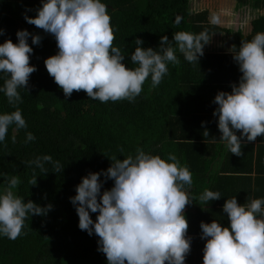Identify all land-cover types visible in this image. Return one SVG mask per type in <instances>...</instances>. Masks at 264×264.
I'll return each mask as SVG.
<instances>
[{"label":"clouds","instance_id":"clouds-1","mask_svg":"<svg viewBox=\"0 0 264 264\" xmlns=\"http://www.w3.org/2000/svg\"><path fill=\"white\" fill-rule=\"evenodd\" d=\"M24 19L55 38L58 52L44 64L64 96L83 91L101 103L134 102L149 79L152 88L158 87L169 75V64L179 65L177 50L187 62L198 64L213 36L209 37L207 31H181L170 41L164 35L155 50L141 47L144 42L135 39V50L126 56L113 45L111 17L102 0H41L35 18L24 15ZM210 22L216 25L221 20L214 14ZM174 23L179 24L180 18ZM30 37L32 45H40L42 37L27 30L17 31V43L6 39L0 44V76L4 78L0 93L15 108L0 113V143L5 142L10 127L27 129L17 105L23 102L20 90L25 91L30 75L37 71L30 66ZM231 54L241 76L238 83L230 85V93L216 94L213 116L221 133L219 143L240 157L243 141L264 137V32L256 33L238 50L233 46ZM126 57L135 68L125 65ZM203 133L209 137L207 130ZM35 139L26 132V143ZM211 140L217 143L214 137ZM110 161L107 170L82 177L75 187L76 195L69 198L78 216V228L99 238L98 251L106 256L107 264H185L191 250L185 216L186 206L193 204L186 191L193 183L190 170L173 154L165 160L139 148L134 156L122 160L114 156ZM31 163L42 171L45 164H51L56 173L64 168L50 155ZM108 180L113 186L102 191ZM20 183L13 177L0 190V237L10 240L25 234V222L30 217L46 216L52 210L50 204L41 207L18 196L15 190ZM30 184L36 186L37 177ZM220 199L221 193L211 190L199 197L203 204ZM222 211L227 226L215 220L200 224V239L206 241L203 264H264V198L241 205L233 197L225 200ZM90 214H97L95 221Z\"/></svg>","mask_w":264,"mask_h":264},{"label":"trees","instance_id":"trees-1","mask_svg":"<svg viewBox=\"0 0 264 264\" xmlns=\"http://www.w3.org/2000/svg\"><path fill=\"white\" fill-rule=\"evenodd\" d=\"M235 1L237 7L264 9V0ZM102 2L111 17L113 45L126 56L135 50V39L144 42L141 47L155 50L161 36L166 35L171 41L181 31L193 34L207 31L209 37L232 33L230 28L223 27L230 19L222 17L221 23L214 25L207 11L191 12L190 0ZM40 4L41 0H0V29L4 31L0 44L6 39L17 43L19 30L42 37L39 46L31 44V37L28 40L33 48L30 66H35L37 71L30 75L25 91L20 90L23 102L17 105L27 129L16 131L14 126L10 127L5 142L0 143V188L18 177L21 181L15 190L18 196L41 207L50 204L52 210L46 216L30 217L25 222V234L16 240L0 237V264H107L106 256L98 251L99 238L78 228V216L69 198L76 195L75 187L82 177L107 170L114 156L122 160L134 156L138 148L165 160L173 154L192 173L193 183L186 187L193 204L185 208L191 237L185 264H203L206 241L200 239L201 222L215 220L224 226L228 224L222 211V197L209 204L201 203L199 197L205 190L220 191L225 187V176L220 174L227 171L224 163L227 151L220 148L217 152L211 140L212 137L218 140L221 135L213 116L217 107L213 100L220 91L230 93L231 87L226 86L239 81L233 78L235 74L241 75L233 57L204 53L198 64H194L187 62L177 50L179 65L169 64V75L156 88L151 87L150 79L146 81L134 102L101 103L83 91H74L66 98L44 64L45 59L58 52L55 38L24 19V15L35 18ZM225 4L226 7L228 3ZM177 17L179 24L174 23ZM259 32H264V16L252 22V33L244 42ZM124 63L129 68L136 67L128 57ZM3 84L4 78L0 76V86ZM14 110L0 93V113ZM205 130L209 137L204 135ZM26 132L36 137L34 142H25ZM44 155L59 161L63 170L56 173L51 164H45L48 172L45 173L31 163ZM222 155L223 163L219 166L215 164L216 157ZM35 177L37 184L31 186L30 181ZM112 186L113 182L108 180L102 191ZM240 198L243 196L237 199L241 205L251 202V197ZM90 215L95 221L97 214Z\"/></svg>","mask_w":264,"mask_h":264},{"label":"crops","instance_id":"crops-1","mask_svg":"<svg viewBox=\"0 0 264 264\" xmlns=\"http://www.w3.org/2000/svg\"><path fill=\"white\" fill-rule=\"evenodd\" d=\"M210 10L211 8H209V11ZM257 11L262 12L263 9ZM211 17L212 16H210V18ZM251 33L252 24L249 33L243 37L242 35L239 37L236 32H234L233 36H226L225 34H213V36L211 35L212 37L210 36V42L205 45L203 51L205 54H227L228 56H232L231 48L235 46L236 50H238L239 46L251 35ZM224 36L227 38L225 39L226 45H224L223 41ZM229 58L232 59V57ZM240 76V74H235L233 78L239 79ZM232 84L236 83H231V85ZM208 106H210L209 108H214L211 107L212 105ZM219 138L217 143H213L214 147L217 148V152L220 148H225L227 151V156L226 158L224 157L225 168H227V171H225L223 174H220L225 176V187L219 191L222 194V200L225 202V200L231 199L233 197L238 199V197L241 196H243V198H240V200L245 199V197H251V201L253 200V197H255V199L264 198V137H257V139L253 142L243 141L242 143H244L245 146L242 148L243 155L240 157L232 155L225 144L219 143ZM222 158L223 155L216 157L217 161L215 164H219L220 166L221 163H223Z\"/></svg>","mask_w":264,"mask_h":264},{"label":"rangeland","instance_id":"rangeland-1","mask_svg":"<svg viewBox=\"0 0 264 264\" xmlns=\"http://www.w3.org/2000/svg\"><path fill=\"white\" fill-rule=\"evenodd\" d=\"M225 3H228L226 7ZM209 8H211L210 11ZM190 10L192 13H198L205 10L207 12L209 11L208 13L210 14V16H213L215 14L218 15L220 18L224 17L225 19L227 17V20L230 19V23L222 26L225 28L228 27L232 30L230 36H233L234 32H236L239 37L241 35L242 37L247 35L251 29L252 22L256 20L259 16H264V9L262 12H259L257 10H252L248 6L237 7L235 0H190ZM230 14H233L234 16L231 18ZM226 36L223 37L224 45H226ZM3 188L4 187L0 188V190H2Z\"/></svg>","mask_w":264,"mask_h":264}]
</instances>
